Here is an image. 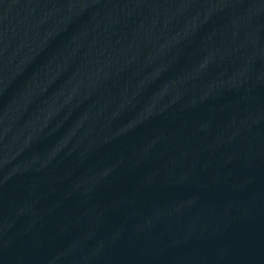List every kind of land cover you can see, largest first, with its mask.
I'll return each mask as SVG.
<instances>
[{
  "label": "water",
  "instance_id": "95a60500",
  "mask_svg": "<svg viewBox=\"0 0 264 264\" xmlns=\"http://www.w3.org/2000/svg\"><path fill=\"white\" fill-rule=\"evenodd\" d=\"M0 264H264V0H0Z\"/></svg>",
  "mask_w": 264,
  "mask_h": 264
}]
</instances>
